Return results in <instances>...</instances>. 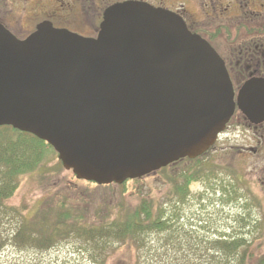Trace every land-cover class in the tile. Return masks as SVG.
Wrapping results in <instances>:
<instances>
[{"label":"water","instance_id":"water-1","mask_svg":"<svg viewBox=\"0 0 264 264\" xmlns=\"http://www.w3.org/2000/svg\"><path fill=\"white\" fill-rule=\"evenodd\" d=\"M237 103L264 120V79L236 101L222 57L171 9L114 3L96 37L44 21L19 38L0 24V126L47 141L79 179L121 184L196 158Z\"/></svg>","mask_w":264,"mask_h":264},{"label":"rangeland","instance_id":"rangeland-1","mask_svg":"<svg viewBox=\"0 0 264 264\" xmlns=\"http://www.w3.org/2000/svg\"><path fill=\"white\" fill-rule=\"evenodd\" d=\"M9 1L12 5L22 2L25 5V0ZM34 1L28 0L29 3ZM46 1L50 4L53 0ZM151 1L184 10L189 20L200 10L197 0ZM5 134L10 137L13 132L7 129ZM229 162L226 167L221 160L211 157L205 162L207 167L201 179L190 184L187 196L174 198L170 192H177L173 187L176 166L140 181H130L127 186L98 185L78 179L64 168L58 155L50 151L48 160L35 172L17 179L19 186L7 201L13 210H22V216L0 206V264H124L122 258L129 264H224L223 259H217L224 250L219 247V251L216 248L214 251L213 246L217 247L218 239L241 238L253 245L251 250L256 259L259 253L264 254V149L251 158L238 156ZM5 171L6 168H0V182L8 183ZM145 198L155 203V213L161 209L160 217L166 222L162 228L139 235L140 249L128 256H125L126 247L121 249L116 239L82 234L83 225L64 230L63 236L48 240V244L42 242L46 231L37 227H33L32 240H27L23 232L18 240L11 238L19 226L24 224L29 228L26 221L35 223V212L60 201L84 212L91 221L87 226L99 225Z\"/></svg>","mask_w":264,"mask_h":264},{"label":"flooded vegetation","instance_id":"flooded-vegetation-1","mask_svg":"<svg viewBox=\"0 0 264 264\" xmlns=\"http://www.w3.org/2000/svg\"><path fill=\"white\" fill-rule=\"evenodd\" d=\"M117 1L123 0H53L50 4L46 0L32 3L25 0V5L24 2L12 5L9 0H0V24L18 37L27 36L43 21H51L56 27L81 35L97 36L105 9ZM197 1L200 10L191 20L184 10L179 12L188 27L207 39L221 55L238 98L248 80L264 79V0H231L227 4L221 0ZM24 20L26 24H23ZM263 147L264 120L254 122L237 105L212 147L198 161L184 158L176 167L181 173L195 164L200 168L195 179L198 181L206 170L205 162L211 157L218 158L228 167L231 158H251L259 151L263 153ZM180 182L184 184L186 179L183 177Z\"/></svg>","mask_w":264,"mask_h":264},{"label":"trees","instance_id":"trees-1","mask_svg":"<svg viewBox=\"0 0 264 264\" xmlns=\"http://www.w3.org/2000/svg\"><path fill=\"white\" fill-rule=\"evenodd\" d=\"M7 129L13 132L10 137H7L5 134V130ZM50 151L57 155L53 146L35 135L20 131L12 126H0V168H6L4 177L8 181V183L0 182V206L2 205L12 212L17 211L18 214L22 216V210H18V208L15 207L13 210V207L9 206L7 201L13 196L19 186V181L17 179L21 175L35 172L48 160ZM199 158L200 157L196 158L195 161H198ZM177 162L162 168L158 172L172 169L177 166ZM199 172L200 168L195 164L187 170H183L181 173L177 171L176 177L173 179V187L177 192H170L172 197L185 198L189 193L187 192L189 184L195 181L196 175ZM15 176H17L16 179ZM183 177L186 179V183L184 184L180 182ZM140 180L141 178L134 180L128 179L122 186H127V183L130 181ZM154 204L153 201L145 198L141 203L132 208H126L124 211L116 212L114 217L100 222L99 225L89 224L85 226L91 223L90 220L86 219V214L79 211V209L76 208L77 206L66 201H60L55 206H48L47 209L43 211L35 212L37 217L35 218V223L34 221L32 222L34 225L26 221L25 223L29 228L26 229L24 224L19 226L17 230L13 232L11 238L13 241L16 239L18 240L22 234L21 232H23L24 235L27 236V240H32L33 227H37L38 230L46 231V233H44L45 238L42 242H44L43 244H48V240L63 236L64 230L74 229L76 226L80 227V225H83L82 234L91 238L110 237L116 239L120 242L121 249L126 247L125 256H128L132 251L140 249L141 240L139 239V235L162 228L165 225L166 221L160 217L161 209L156 213L153 211ZM3 210L5 209L3 208ZM25 218L28 220V217L25 216ZM49 229L50 232H48ZM21 236L23 237V235ZM241 240L246 242L243 238H241ZM241 240H216L217 247L213 246V250L215 251L216 248V251H219V247L224 250L223 254L217 255V259H223L224 264H252L255 256V252L251 250L253 245ZM121 260L124 264H129L126 258H122ZM253 264H264V254L259 253L257 258L254 259Z\"/></svg>","mask_w":264,"mask_h":264}]
</instances>
